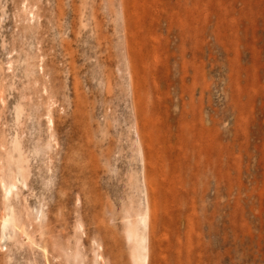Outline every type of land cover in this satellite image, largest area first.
I'll use <instances>...</instances> for the list:
<instances>
[{"label":"rangeland","instance_id":"1","mask_svg":"<svg viewBox=\"0 0 264 264\" xmlns=\"http://www.w3.org/2000/svg\"><path fill=\"white\" fill-rule=\"evenodd\" d=\"M148 200L149 264H264V0H0V264H133Z\"/></svg>","mask_w":264,"mask_h":264},{"label":"bare ground","instance_id":"2","mask_svg":"<svg viewBox=\"0 0 264 264\" xmlns=\"http://www.w3.org/2000/svg\"><path fill=\"white\" fill-rule=\"evenodd\" d=\"M148 199V198H147ZM136 202H134L135 205ZM142 212L133 209L128 210L125 217L126 225V240L131 246L132 261L133 264H149L150 263V249L148 243V229L150 227L149 222V211L150 205L149 200L141 203L140 207ZM131 207V206H130ZM6 232V229L4 230ZM68 259V258H67ZM74 264H83L79 256L73 257Z\"/></svg>","mask_w":264,"mask_h":264}]
</instances>
